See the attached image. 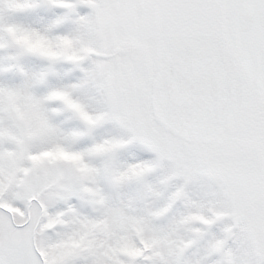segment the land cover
I'll use <instances>...</instances> for the list:
<instances>
[{
	"label": "snow or ice",
	"instance_id": "obj_1",
	"mask_svg": "<svg viewBox=\"0 0 264 264\" xmlns=\"http://www.w3.org/2000/svg\"><path fill=\"white\" fill-rule=\"evenodd\" d=\"M0 264H264V0H0Z\"/></svg>",
	"mask_w": 264,
	"mask_h": 264
}]
</instances>
